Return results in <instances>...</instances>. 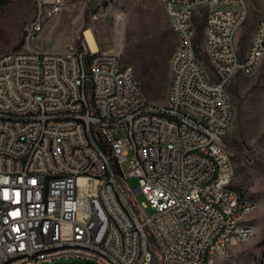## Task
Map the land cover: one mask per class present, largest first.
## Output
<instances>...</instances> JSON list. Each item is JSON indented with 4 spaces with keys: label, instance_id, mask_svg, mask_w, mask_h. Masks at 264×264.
Masks as SVG:
<instances>
[{
    "label": "built area",
    "instance_id": "obj_1",
    "mask_svg": "<svg viewBox=\"0 0 264 264\" xmlns=\"http://www.w3.org/2000/svg\"><path fill=\"white\" fill-rule=\"evenodd\" d=\"M159 1L171 4L170 28L185 43L184 54L170 59L165 104L150 103L132 67L123 68L116 54L92 51L83 33L64 52L0 56L5 264H215L251 236L254 203L232 187L224 144L231 121L226 88L264 58V0L243 52L234 39L247 0ZM43 4L44 13L25 28L30 37L63 2ZM200 11L213 78L199 60L198 28L189 30Z\"/></svg>",
    "mask_w": 264,
    "mask_h": 264
},
{
    "label": "rangeland",
    "instance_id": "obj_2",
    "mask_svg": "<svg viewBox=\"0 0 264 264\" xmlns=\"http://www.w3.org/2000/svg\"><path fill=\"white\" fill-rule=\"evenodd\" d=\"M47 0H0V56L15 51L64 52L77 47L85 29L95 36L99 50L116 54L134 75L150 103H166L170 81V59L177 45L165 8L159 0H62L57 16L43 19L42 32L33 37L25 28ZM248 14L235 44L243 52L261 16V0H247ZM204 13L196 14L199 60L210 78L214 70L204 51ZM231 105V121L224 137L232 167V187L241 197L253 201L249 217L254 230L251 236L226 249L215 264H264V58L251 75H237L226 88ZM121 136V131H115ZM130 187L136 179H128ZM86 192V185L78 183ZM137 199L143 201L142 194ZM151 214V211H148ZM59 260L49 264H73Z\"/></svg>",
    "mask_w": 264,
    "mask_h": 264
},
{
    "label": "bare ground",
    "instance_id": "obj_3",
    "mask_svg": "<svg viewBox=\"0 0 264 264\" xmlns=\"http://www.w3.org/2000/svg\"><path fill=\"white\" fill-rule=\"evenodd\" d=\"M163 6L165 8V11H171V4H163ZM189 30H196V28L194 27L193 20H189ZM83 35H84V38H85L89 48L92 51H98L99 46H98L97 40H96L95 36L93 35V33L91 32V30L85 29L83 31ZM184 50H185V43H178V38H177V45H176L173 53L184 54ZM189 56H196V49H189ZM123 68H130V66L123 64ZM207 77H209V76L207 75ZM251 234H252V232H251ZM0 264H5V260H0Z\"/></svg>",
    "mask_w": 264,
    "mask_h": 264
}]
</instances>
